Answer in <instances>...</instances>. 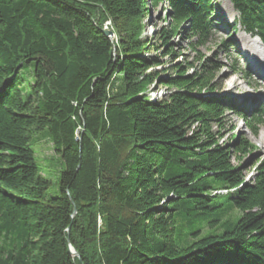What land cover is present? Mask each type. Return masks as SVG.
Segmentation results:
<instances>
[{"label":"trees","instance_id":"16d2710c","mask_svg":"<svg viewBox=\"0 0 264 264\" xmlns=\"http://www.w3.org/2000/svg\"><path fill=\"white\" fill-rule=\"evenodd\" d=\"M215 1L0 0V264H264V157L248 179L257 146L234 126L223 140L227 111L257 136L264 109L213 96L219 64L171 45L206 44L225 23ZM230 3L231 34L264 42V0ZM41 132L63 164L53 195Z\"/></svg>","mask_w":264,"mask_h":264},{"label":"rangeland","instance_id":"374dc122","mask_svg":"<svg viewBox=\"0 0 264 264\" xmlns=\"http://www.w3.org/2000/svg\"><path fill=\"white\" fill-rule=\"evenodd\" d=\"M214 3L220 5V12L217 13L224 22H228L229 24L238 18L239 15L234 10L230 0H216ZM166 7L167 4H160L158 7L153 8L152 13H145L143 15L140 25L144 26L143 35L148 42L154 41V25L161 28L167 24ZM228 24L224 23L220 25L219 28L214 29L213 34L206 44L199 46L197 51L191 50L188 45V40L179 36L171 40V45L174 50L183 53V60H193L198 56V52L205 56L204 60H210V64H219L214 73L215 77L213 83L215 84V91L212 95L230 98L236 102L237 105L245 106V110L247 111L248 109V113L251 114L253 109L257 110L259 105H264V76L260 73L261 65L254 60V56L251 54L249 48L252 47L256 52L260 53L261 56H264V46L256 37L250 36L240 28L236 33L231 34L232 28ZM108 29L112 31L111 26H109ZM242 38H245L247 42L243 41ZM225 39L231 40L233 44V47L230 48V55H226L225 51L220 46L221 41ZM150 52L152 53L151 50ZM162 60L166 62L165 66L153 68L154 70L162 71L163 68L169 67L168 62L170 58L164 57ZM235 60H237V63ZM262 60H264V57ZM178 61H182V57H180ZM195 63L198 64V61ZM234 68H239V71H236ZM161 76L163 78L167 77L168 73L162 71ZM151 89L150 96L153 98H164V95L168 92L167 87L158 83L152 86ZM208 94L209 93L206 92L204 95ZM226 115L228 121L225 131H223L225 134L223 140L231 134L229 131L230 126H234V133L238 132L241 134V137L247 138L251 143L257 146L253 154L244 157L240 162L244 174L249 179L253 175L256 162L261 159V157H264V123L259 127L258 135L255 136L241 118L231 111H227ZM30 146L36 153V159L42 174L52 182L48 193L53 195L58 189L63 164L57 156L55 148L49 143L45 132L35 135ZM234 163L236 164L237 162L234 161Z\"/></svg>","mask_w":264,"mask_h":264},{"label":"bare ground","instance_id":"6f19581e","mask_svg":"<svg viewBox=\"0 0 264 264\" xmlns=\"http://www.w3.org/2000/svg\"><path fill=\"white\" fill-rule=\"evenodd\" d=\"M242 40L243 41H245V42H247V40L245 39V38H242ZM250 49V51H251V54L254 56V60L258 63V64H260V65H263L260 69L262 70H260V72H261V75H263L264 76V60H262V58L264 57V56H261V54L260 53H258V52H256V50L255 49H253L252 47H250L249 48ZM260 52H261V50H260ZM260 60V61H259Z\"/></svg>","mask_w":264,"mask_h":264},{"label":"water","instance_id":"95a60500","mask_svg":"<svg viewBox=\"0 0 264 264\" xmlns=\"http://www.w3.org/2000/svg\"><path fill=\"white\" fill-rule=\"evenodd\" d=\"M104 32H105V34L108 35V36H112V35H113V32L110 31V30H106V29H105ZM71 252H72V254H74L75 256H79V254H78L76 251H74L72 248H71Z\"/></svg>","mask_w":264,"mask_h":264}]
</instances>
